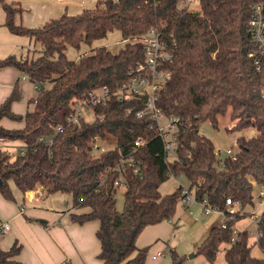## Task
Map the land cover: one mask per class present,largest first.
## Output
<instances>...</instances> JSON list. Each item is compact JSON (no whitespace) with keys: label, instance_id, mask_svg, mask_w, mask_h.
Here are the masks:
<instances>
[{"label":"trees","instance_id":"1","mask_svg":"<svg viewBox=\"0 0 264 264\" xmlns=\"http://www.w3.org/2000/svg\"><path fill=\"white\" fill-rule=\"evenodd\" d=\"M260 1L200 0L199 10L188 11L178 7V0H97L80 14H63L29 29L14 22L20 9L0 0L8 31L32 39L40 48L33 59L0 60V69L15 68L38 86L27 102L32 108L24 114L12 111L21 98L19 82L0 104V121L22 123L18 129L0 125V139L25 145L23 155L0 149L1 197L14 200L10 182L21 194L41 186L46 195H69L73 208L88 209L72 214L74 223L98 222V258L103 264H145L148 249L136 247L138 235L147 226L170 220L179 202V187L163 196L159 187L171 176H184L196 199L205 198L210 206L223 210L225 199L231 198L242 209L233 219H225L226 229L211 227L196 253L212 264L220 246L229 244L226 264H264V206L255 243L263 256L252 257L247 231L237 232L231 241L234 223L251 216L245 208L254 206L253 185L264 187V56L256 69L247 57L253 44L245 31L250 5ZM152 27L161 29L172 53L164 65L170 78L159 91L157 106L164 114L183 119L171 161L161 139L149 128V119L135 117L142 99L120 104L110 95L104 105L94 107L101 119L66 123L73 99L100 87L112 92L127 80L128 68L144 59L143 47L135 40ZM112 31H118L125 42L117 53L100 47L78 60L66 57L68 47L90 46ZM226 115L231 130L252 127L256 134L237 137L234 158L227 156L220 167L213 142L199 134L198 126L208 121L216 129ZM57 126L62 130L55 132ZM95 136L111 137L116 149L93 156L90 145ZM39 137L50 138L51 145L38 142ZM139 138L146 142L138 153L141 176L126 172L119 212L115 174L109 173L101 185L100 177L115 165L117 152H128ZM20 250L16 241L8 250L0 249V264H20L15 260ZM171 257L180 264L174 252Z\"/></svg>","mask_w":264,"mask_h":264},{"label":"crops","instance_id":"2","mask_svg":"<svg viewBox=\"0 0 264 264\" xmlns=\"http://www.w3.org/2000/svg\"><path fill=\"white\" fill-rule=\"evenodd\" d=\"M4 2L20 9L21 12L15 15L14 22L29 29L38 28L49 19L63 14L73 16L87 9L84 8L86 0H54L50 3L45 0H4ZM4 23L5 13L0 5V60L9 56L21 60L29 59L30 55L39 51L40 48L36 47L32 39L12 34ZM16 82L20 84L21 98L12 105V111L24 114L32 108L27 102L35 95H31L30 90L33 92L35 90L28 77L15 68L0 69V104L10 94ZM0 125L6 129L22 127V123L7 119H2ZM12 143L14 142L8 143L7 146ZM10 183L14 200L7 201L0 195V224L7 222L10 226L9 231L0 233V249L8 250L16 241L21 246V250L15 260L20 264H103L98 258L100 252V244L96 238L98 222L77 224L71 220L72 214H82L88 209L73 208L69 195H46L44 190L39 191L37 187L21 194L14 184ZM212 214L215 216L209 218L211 214L203 215L198 205L184 208L178 202L175 214L170 220L147 226L138 235L136 247L148 249L145 264H175L171 257L172 252L181 259L180 264H211L196 253V247L206 237L211 227L219 226L224 221L221 214ZM254 215L256 214L251 212L250 217L236 221L233 225L236 232H248L249 245L253 233L247 225L253 224L254 232L257 231V226L251 221ZM241 224L245 226L237 229L236 226ZM186 232L190 233L188 247L179 254L177 245L181 240L178 238ZM154 246L155 248L152 249ZM254 246L257 245H252V257L261 258L262 252L258 247L253 249ZM228 247L229 244L220 246L217 258L212 264H226L224 253ZM157 252H163L164 257L152 260V255ZM167 253L169 257L166 256ZM183 253L192 256L187 258Z\"/></svg>","mask_w":264,"mask_h":264},{"label":"built area","instance_id":"3","mask_svg":"<svg viewBox=\"0 0 264 264\" xmlns=\"http://www.w3.org/2000/svg\"><path fill=\"white\" fill-rule=\"evenodd\" d=\"M106 1V0H102ZM196 0H178L179 8H185L188 11H197L198 9L192 5ZM199 2L200 7V0ZM253 46L248 51L247 57L252 60L256 69L260 67L261 58L264 56V0L252 3L250 5V14L246 23L245 29ZM143 47V62L138 63L133 67H129L127 71V80L118 85L112 92L107 87H100L87 93L83 98L73 99L70 103V111L66 117V123L78 124L80 121H92L95 118L101 119L94 113V107L97 105H104L109 99L110 95L114 96L120 104H126L132 99H142V108L135 113V117L140 119L147 117L151 122L149 128L155 131L163 143L164 153L167 160L171 161L174 158L177 147V135L183 126V119L175 115H166L157 106L159 91L164 87V84L170 78V72L165 70L164 65L169 63L172 59V53L168 50L165 41L163 40L161 29L158 27L150 28L139 39L135 40ZM34 85V90L38 89L37 84ZM129 112V110H127ZM55 132L62 130L61 126L55 127ZM108 139V138H107ZM107 139L101 140L95 136L90 145V153L97 156L109 150H115L114 147L107 146ZM38 142H44L51 145L50 138L39 137ZM0 139V149L9 151L7 144ZM144 139H136L133 142L131 149L123 153L120 150L117 152L118 159L113 167L106 169L105 173L100 177V185L104 183L106 176L109 173H114L113 185L116 190H125V174L128 170H132L133 174L141 176L142 160L138 158L139 149L145 145ZM25 145L17 146L15 155H23ZM227 156L234 158L232 150L224 151ZM223 153L221 149L215 150V155L219 158L218 165L221 167L220 155ZM172 177V176H171ZM174 178V177H173ZM40 190H44L38 186ZM256 199L264 205V187L260 186V190L256 194ZM179 202L183 207L196 204L201 208L203 215H210L212 213L221 214L224 221L219 225L221 229H226L225 219L231 220L236 213L241 214L242 210L238 202L231 198L225 199L224 209L218 210L210 206L205 198L198 200L194 193L185 186H179ZM260 215H254L251 218L252 223L256 226L259 222ZM9 223L4 222L0 224V233L9 231ZM232 242L236 240L237 232L232 229ZM260 236L258 231L255 233L254 244ZM253 243V242H252ZM251 243V244H252ZM164 257L163 252H157L152 255L151 259L156 260Z\"/></svg>","mask_w":264,"mask_h":264},{"label":"rangeland","instance_id":"4","mask_svg":"<svg viewBox=\"0 0 264 264\" xmlns=\"http://www.w3.org/2000/svg\"><path fill=\"white\" fill-rule=\"evenodd\" d=\"M48 3L54 1V0H45ZM97 3V0H86L84 8L90 9L93 8ZM193 7L197 8L199 10V2L196 0L195 3L192 5ZM37 45V44H36ZM125 45V42H123L121 40L120 34L118 33V31H112L109 32L107 34V36L103 39L100 40H96L94 41L90 46H86V45H81L80 48L78 50L68 47L65 50V54L66 57L70 60H78L80 57L84 56V55H89L93 52V50L100 48V47H105L107 50L111 51L112 53H117L119 50H121ZM37 48H39V45L36 46ZM38 52L30 55L29 59H33L35 58V56H37ZM30 94L33 95L35 94V92H33L32 90H30ZM90 122V121H88ZM232 127V122L229 120L228 115H226L223 118H220L219 123H218V128H213L211 126V124L208 121L205 122H201L198 126V132L201 135H204L205 137L209 138L213 144L215 149H221L223 151V153H221L220 155V159L224 160L227 155L225 154V150L229 149L232 150V152L234 153L237 150V146H236V138L239 136H244L245 138H250L252 136H254L256 134V130L252 127L247 128L241 132L238 131H233L231 130ZM19 142H14L12 143V145L8 146L9 148V152L15 154V151L17 149ZM107 146H111L114 147L115 146V141L111 138L108 137L107 142H106ZM185 186L188 187L189 183L187 181V179L184 176H178V177H170L168 178V180H166L164 183H162L159 187V192L160 194L166 195V194H170L172 193L174 190H176L179 186ZM9 186L11 188V183H9ZM260 190V187L257 185H253V200H254V206L253 207H246L245 211L248 212H254L256 214V216H259L261 214V211L263 209V203H260L258 199H256V194L258 193V191ZM123 189H118L115 193V200H116V209L117 211L121 212L123 210ZM191 205H196V204H191ZM215 215L211 214L210 217H214ZM242 219L245 220V217H242ZM241 220V219H240ZM239 221V220H238ZM245 222V221H244ZM247 222V220H246ZM246 224V223H245ZM245 226L244 224L238 225L236 226V228L238 229L239 227ZM247 227L249 228V230L252 231L253 235L250 239V242L252 243L251 245H256L254 244V238H255V227L254 225H247ZM190 233L186 232V233H182L181 236L178 238L179 243L177 245V251L179 254H181L180 252H182L181 250H185L188 247V235ZM257 246H254L253 249H257L255 248ZM155 246L152 248L154 249ZM167 252V251H166ZM184 256H186L187 258H189V254L188 253H183ZM167 257H169V253H167L166 255Z\"/></svg>","mask_w":264,"mask_h":264},{"label":"water","instance_id":"5","mask_svg":"<svg viewBox=\"0 0 264 264\" xmlns=\"http://www.w3.org/2000/svg\"><path fill=\"white\" fill-rule=\"evenodd\" d=\"M192 255H190V257H191Z\"/></svg>","mask_w":264,"mask_h":264}]
</instances>
